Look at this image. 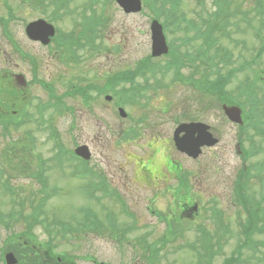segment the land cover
<instances>
[{
	"label": "rangeland",
	"instance_id": "374dc122",
	"mask_svg": "<svg viewBox=\"0 0 264 264\" xmlns=\"http://www.w3.org/2000/svg\"><path fill=\"white\" fill-rule=\"evenodd\" d=\"M200 1L204 4H201ZM51 2L52 0H0V17L7 21L11 36L9 39L4 35V26L0 23V76L5 74L13 78L14 74L21 73L28 82H31L27 92L23 94L26 95L22 99L24 101L23 109L27 108L35 113L30 124H25L12 131V137H7L8 133L0 129V166L4 161L2 156L7 154L9 149L16 148L17 153L24 151L22 141L25 138V132L30 131L35 137L32 140V145L37 146V148L35 147L36 153L42 154L41 152H43L42 155L47 160L45 175L49 180L45 190L36 176L32 174L34 171L22 170L37 168L36 157L32 154L27 155L28 159L21 165L29 166V168H18L11 163L8 166L9 170H5L3 174H1L3 169H0V215L3 214L5 219L7 212L12 208L9 194L2 193L3 184L11 186V189L15 191L14 198L22 197L27 200V214L33 212V205H36L38 200L43 195L46 196L48 192L50 196L46 201L44 212H41V219L45 220V223L37 225L30 236L33 239L31 240L33 251H38L42 243L54 238V234H51V231H54L58 234L53 240V246L61 252L65 251L76 255L78 264H147L146 256H144L147 248L141 239L146 238L148 242H151L153 238L160 236L165 231L166 225L159 215H166L170 212L171 201L170 197L165 196L164 193L159 199L153 200L151 189L141 187L139 184H144L147 181L155 186L164 185V180L168 178L166 166L170 157V160L176 159L182 163V172L185 170V174L191 179L193 185L190 189L191 193L194 197L201 195L204 199V202L200 204L207 207L210 202L215 201L217 207L223 212V221L219 229L209 211L205 213L203 211L202 216L199 217L201 221L205 222V227L211 228L214 235L219 234L220 251L215 252L214 255L212 252L208 254L210 257L213 256L212 264H221L225 257L233 254L240 236L238 234V207L231 197L236 171L244 164L243 158L235 150L237 143L235 136L239 133L238 126L224 117V112L216 106L210 97L203 96L197 90L194 91L191 84H185L178 80L166 87L167 95L162 91L155 92L143 112L142 107L137 104L124 106L130 114L126 119L119 116L114 109V104L107 103L104 94L102 95L100 91L94 92V96L98 100L89 107L84 105L81 96L66 97L64 94L67 89L80 87L78 82L67 77L68 72H78L80 75L77 77L81 78L80 84H84V86H87L93 77H97L101 84H104L113 70H119L121 68L118 67L122 66L133 68L140 59L150 55L151 21L149 17H152V10L148 5L145 6L143 14L126 15L110 0H65L62 5L65 15L63 14L62 18L56 22L64 37H68L74 27L75 33L80 30V27L73 24V16H76L78 22H81L82 12L79 11L84 8L83 17L90 16L94 11L98 18L102 19L104 16L110 20L107 27L103 28L104 51L95 54L93 51H97V47H94L93 51L81 50L82 67L78 71L73 69L68 71L67 66H64L61 61H57V42L49 46H42L39 43L31 42L25 35L27 21L50 16L52 11L57 13L60 11L61 0ZM234 4L236 14H231L230 21L238 20L240 29L232 35L231 39L221 40L223 49L218 44L213 47V49L218 48L223 54H232L229 68L247 65L230 84L229 90L233 93L236 92L238 86L242 85L240 83L247 76L254 77L256 73H264V51L261 61L256 59L264 42V36L259 41L257 38L260 37L254 33V30H261L264 35V25L260 23L264 14L258 10V0H234ZM13 7L16 12L15 16H9V9ZM181 9L186 11L189 17L196 18L198 13L202 15V19L206 20L209 13L216 8L214 5L212 6V0H183ZM72 10L74 11L72 12ZM77 12L79 13L76 14ZM195 21L201 22L197 19ZM88 23L95 24L93 21ZM201 28L204 29V27ZM170 31L172 30L170 29ZM174 34L184 38V32H175L169 34L168 39L172 40ZM192 34L194 31L186 35ZM199 37L190 43L189 48L179 47L178 49L183 53L187 50L189 53L198 52L197 50L204 43V38ZM88 53H92V55L89 57ZM208 54L211 55L210 50ZM167 60L166 57L158 59L162 64H165ZM193 65V67L182 69V75L187 77L193 72L194 76L197 75L198 62ZM200 67L203 68L202 65ZM63 73L64 75H61ZM156 76H160V74L158 73ZM85 77L86 79L82 80ZM174 77V73L171 72L166 79L171 83ZM60 81L62 83L57 86V91L60 96H63V102L68 104L67 108L60 113L53 106L55 109L53 113V109L47 107L39 113L38 106L41 102L56 104L58 100L56 97L49 96V90L46 91L48 87L42 83L50 82L57 85ZM138 81L143 82V79L140 78ZM66 82L67 84H65ZM71 92L75 94V89H72ZM19 96H14L6 90L0 91V98L2 97L10 103H15ZM119 97L121 96L119 95ZM20 102L15 105L18 104L17 106L21 107ZM164 103L168 104L170 112L162 113L163 109L159 110ZM152 111L154 117L147 118L148 122H138L140 115L148 116ZM43 114L45 121H40V115ZM51 114L56 117L55 127L61 135L62 139L60 140L65 143L66 147L74 149L76 145L87 144L89 146L92 159L88 165L102 169L108 180V185L124 200L123 208H121L117 195L104 196L102 194V196L98 194L101 197L96 198L97 200H92L87 196L86 192L91 190L92 183L81 180L74 174V171L81 167L79 160L74 158L67 160L66 155L62 154L59 165H54L55 161L53 160L48 164V159L54 157L57 152L54 141L49 138L53 133V120L49 121ZM192 115L199 116L203 122L211 125L213 133L219 138V143L212 148L203 149V153L197 159H191L181 154L173 147L171 141L170 153H167V144L163 139L168 137L170 140L176 124L183 121L185 116ZM176 118L178 119L175 121ZM72 123H76L74 127ZM127 129L138 130V135L126 139ZM149 131L151 132L148 133ZM154 136H156L155 139H161V141L153 143ZM255 139L264 148L262 136L257 135ZM15 144L19 147H15ZM27 144L30 148V142ZM248 145L247 142L246 147ZM156 147H160L158 160L155 158V151H158ZM70 156L72 157V154ZM261 158H264V150L258 156H252L251 162H263ZM153 163L159 166L156 167V173ZM143 164H145L146 171L152 174L155 179L145 177ZM96 174L101 175L99 172ZM176 179L175 177L174 180ZM177 184L178 182H173V185ZM258 186L264 191V183L259 182ZM257 193H260L259 189H257ZM211 194L213 200L210 199ZM125 206L128 207V211ZM149 207L151 209H148ZM108 209L115 215V217H110V221L115 223L114 228L109 227L110 221H106L105 213H108ZM92 210L97 215L99 214L100 229L87 231L83 229L71 233L67 231V235H62L63 230L57 224L58 221L76 225L85 219V213L86 221H91L89 217L92 215ZM135 217L137 222L133 223ZM196 218L197 216H192L193 220ZM4 219L0 221V256L4 255L2 254V249H5L3 243H6L7 236L13 231L12 229L24 228L22 220L14 221V226L11 220L5 225ZM186 221H188V217H183L179 219L178 223H174L171 231L177 228L176 237L180 224L186 223ZM104 224L106 229L103 227ZM193 225L198 226L197 224ZM224 226L227 228L226 232H224ZM182 229L186 230L185 227ZM196 234L197 231L186 230L187 242L198 240ZM258 239H262V236H259ZM12 250L17 259L18 254L15 249ZM165 253L166 255L161 253L164 258L159 261L160 264H205L199 263V258L205 254V251L198 253L197 261L189 249L166 248ZM208 254L206 255L208 256ZM243 255L242 264H264L258 261V258H252L246 253ZM149 261L152 262V260Z\"/></svg>",
	"mask_w": 264,
	"mask_h": 264
},
{
	"label": "trees",
	"instance_id": "16d2710c",
	"mask_svg": "<svg viewBox=\"0 0 264 264\" xmlns=\"http://www.w3.org/2000/svg\"><path fill=\"white\" fill-rule=\"evenodd\" d=\"M150 4H156L158 2L162 3V8L165 4H170V22L172 20L182 21V20H199L200 23H193L190 28L186 30V34L191 31H194L196 37L201 35L205 39V51L206 57H208L213 61H224L225 58L230 57L231 54H223L218 48L213 49L211 55L208 54L209 50L213 47H216L217 44L221 46L223 49V45H221V40L225 38L231 39L232 35L240 29V23L238 20L233 21L231 19V14H236V7L234 4V0H212V6L216 8L213 12L209 13V16L206 20L202 19V15L197 13L196 18L189 17L186 11L181 9L183 5V0H148ZM201 2V1H200ZM201 4H204L201 2ZM259 4V12L264 14V0H258ZM166 17V19H168ZM201 18V19H200ZM260 23L264 25V17H261ZM169 24V23H168ZM178 24V23H177ZM191 24V23H190ZM170 25V24H169ZM170 28V26H168ZM201 27H204L202 29ZM232 29V30H231ZM254 30V29H253ZM255 35H259L262 37L261 30H254ZM264 51V42L263 46L258 54V59H261ZM213 53V54H212ZM221 57V58H220ZM234 71V70H231ZM230 71V72H231ZM262 73H256L248 84L246 82L244 86L241 88V94L245 96L243 105L248 107L247 115L252 118V120L259 125L261 122L264 123V80L262 79ZM250 78L248 79V81ZM228 81V76H223L218 84L214 82L212 87H216V89L222 94V97L225 100L236 102L235 99L229 98L225 93V87ZM247 81V82H248ZM251 83V85H250ZM48 86L49 83H48ZM6 90L9 93L15 95H20L19 98H16L17 101L15 103H10L6 101L4 98H0V129L5 130L8 135L7 137H12V131L18 128H21L22 121H15L14 114L12 113L13 108L20 107L14 106L16 103L20 102V109L24 106V96L21 89H19L15 83L11 81V77L9 75L0 76V91ZM56 92L55 88L51 91V95ZM249 93V98H248ZM55 96V95H53ZM41 104V103H40ZM39 104V107H40ZM239 104V103H238ZM241 104V103H240ZM258 120V121H257ZM251 124V123H250ZM256 127V126H255ZM257 128V127H256ZM33 140V138H31ZM27 141H22V145L24 150L28 152ZM15 146H17L15 144ZM31 151L33 150V145L31 143ZM10 152V151H9ZM7 153L2 156L5 164H10L12 160L16 161L17 155L14 152ZM22 154V153H21ZM256 166H262L264 168V161L258 162ZM1 169V168H0ZM5 168L2 170L1 174H3ZM33 175L36 176L37 180L42 183L43 188H46V184L49 183L47 176L45 175V171L39 169L37 171L32 172ZM253 177L252 168L244 169L242 174L238 179V183L236 186L237 195L241 201V205L247 210V219H245L241 229L240 235L242 233L243 236H239V245L236 251L233 253V256L230 258H226L222 264H242L241 262L244 259V253L248 254L252 258H258V261L264 263V191L261 190L260 199L257 197V189L249 186L248 183L250 179ZM259 183H264V175L259 176L256 179ZM46 190V189H45ZM46 196H42L41 199L38 200L36 205H33V212L31 214L26 213V200L24 198H15L13 206L6 214V218L4 219L3 214L0 219L8 224L11 220L14 225V221L19 222V220L23 221L24 228H14L13 231L8 234L6 246L5 248L15 249L18 254L19 262L18 264H78L77 256L70 254L68 252H61L60 250H56L53 246V240L56 238L58 232L51 231V234H54V238L46 243L41 244V248H38V251L32 250V232L35 230L36 226L40 223H45V220L41 219L42 213L44 212V207L46 205V199L50 196L47 192ZM97 218V217H96ZM57 224L62 228V235H67V231L70 233L76 229L75 225L71 223L58 221ZM19 225V224H18ZM15 226V225H14ZM86 229V227L90 226V221H86L80 225ZM243 228V230H242ZM242 230V232H241ZM263 235V239H257V236ZM215 244L216 241H213V237H207L206 245L204 249L208 248ZM4 249H2L3 254ZM215 253V252H214ZM236 253V254H235ZM0 264H5L3 260V256H0Z\"/></svg>",
	"mask_w": 264,
	"mask_h": 264
},
{
	"label": "water",
	"instance_id": "95a60500",
	"mask_svg": "<svg viewBox=\"0 0 264 264\" xmlns=\"http://www.w3.org/2000/svg\"><path fill=\"white\" fill-rule=\"evenodd\" d=\"M120 4H122L126 11H139L142 8L141 0H118ZM27 32L29 36L33 39H41L44 43L49 42V36L54 35V28L52 25L46 23L44 20H39L37 22H33L29 25ZM153 32V54L154 55H162L163 53L168 52V46L166 42V38L163 33L162 25L158 21H154L152 25ZM18 81L21 85H25V80L23 76L18 77ZM227 113L235 119L239 114V110L237 108H226ZM177 140V145L182 150L186 149V145L184 144V140ZM77 152L84 157L88 158V148L83 146L77 150ZM7 261L11 263H15L16 260L12 254H8Z\"/></svg>",
	"mask_w": 264,
	"mask_h": 264
},
{
	"label": "flooded vegetation",
	"instance_id": "af4514ba",
	"mask_svg": "<svg viewBox=\"0 0 264 264\" xmlns=\"http://www.w3.org/2000/svg\"><path fill=\"white\" fill-rule=\"evenodd\" d=\"M68 50L65 49L62 45L59 50H57V54L63 56L67 54ZM136 69V68H135ZM182 165L179 163H169L167 164V171H168V178L164 180V185H152L146 181V183H140L139 186L141 187H150L154 190L152 192L153 200L159 199L160 196L164 193L170 197V200H177L182 201L186 198L189 192V185L186 181L182 179H175V177L179 176L180 172L182 171ZM144 175L146 178H152L153 175L149 174L146 169H143ZM176 181L178 184L175 186L173 182ZM188 202H185V205L182 208V213L188 215L192 210H196L195 206L187 205Z\"/></svg>",
	"mask_w": 264,
	"mask_h": 264
}]
</instances>
